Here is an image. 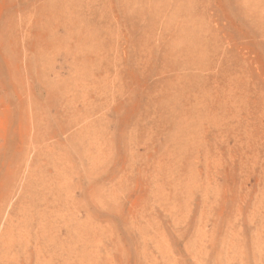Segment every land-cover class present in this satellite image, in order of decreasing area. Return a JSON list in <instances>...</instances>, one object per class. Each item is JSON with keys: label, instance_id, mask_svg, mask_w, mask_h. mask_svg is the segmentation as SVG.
<instances>
[{"label": "rangeland", "instance_id": "obj_1", "mask_svg": "<svg viewBox=\"0 0 264 264\" xmlns=\"http://www.w3.org/2000/svg\"><path fill=\"white\" fill-rule=\"evenodd\" d=\"M0 264H264V0H0Z\"/></svg>", "mask_w": 264, "mask_h": 264}]
</instances>
